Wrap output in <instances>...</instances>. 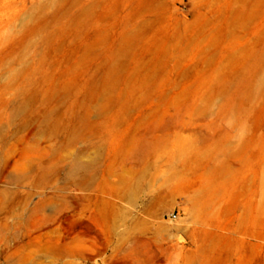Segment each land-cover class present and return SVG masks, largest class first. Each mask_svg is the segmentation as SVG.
I'll use <instances>...</instances> for the list:
<instances>
[{
    "label": "rangeland",
    "instance_id": "obj_1",
    "mask_svg": "<svg viewBox=\"0 0 264 264\" xmlns=\"http://www.w3.org/2000/svg\"><path fill=\"white\" fill-rule=\"evenodd\" d=\"M0 264H264V0H0Z\"/></svg>",
    "mask_w": 264,
    "mask_h": 264
},
{
    "label": "built area",
    "instance_id": "obj_2",
    "mask_svg": "<svg viewBox=\"0 0 264 264\" xmlns=\"http://www.w3.org/2000/svg\"><path fill=\"white\" fill-rule=\"evenodd\" d=\"M174 217H176V216H174Z\"/></svg>",
    "mask_w": 264,
    "mask_h": 264
}]
</instances>
